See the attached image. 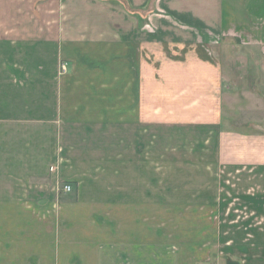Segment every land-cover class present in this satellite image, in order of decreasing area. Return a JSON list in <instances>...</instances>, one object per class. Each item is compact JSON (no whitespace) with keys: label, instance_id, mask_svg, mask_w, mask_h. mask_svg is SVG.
Instances as JSON below:
<instances>
[{"label":"crops","instance_id":"1","mask_svg":"<svg viewBox=\"0 0 264 264\" xmlns=\"http://www.w3.org/2000/svg\"><path fill=\"white\" fill-rule=\"evenodd\" d=\"M234 48L264 59V0H0V264H264V181L236 249L170 252L147 164L166 88H218Z\"/></svg>","mask_w":264,"mask_h":264},{"label":"rangeland","instance_id":"2","mask_svg":"<svg viewBox=\"0 0 264 264\" xmlns=\"http://www.w3.org/2000/svg\"><path fill=\"white\" fill-rule=\"evenodd\" d=\"M253 53L234 48L225 53L227 58L220 54L214 62L219 67L218 88L205 78L202 88H166L173 97L170 105L155 109V122L163 123L154 124L152 142L147 141L153 150L147 164L153 168L154 199L163 198L166 207L169 196V211L178 212L179 202L183 214L169 222L175 246L170 252H177V245H196L201 252L202 245L216 243L219 248L227 240L236 249L244 231L253 226L257 230L258 220L241 214L242 183H250L246 191L257 197L263 190L254 181H264V59ZM145 142H136L139 151ZM216 206L221 215L210 221ZM154 207L161 213L160 204ZM160 224L155 221L157 228Z\"/></svg>","mask_w":264,"mask_h":264},{"label":"built area","instance_id":"3","mask_svg":"<svg viewBox=\"0 0 264 264\" xmlns=\"http://www.w3.org/2000/svg\"><path fill=\"white\" fill-rule=\"evenodd\" d=\"M59 66H60V70H61L63 73H65V72H66L67 64H65V63H61ZM62 190H63V192H66V193H67V192H70V191H71V186L68 185V184H65V185L63 186Z\"/></svg>","mask_w":264,"mask_h":264}]
</instances>
